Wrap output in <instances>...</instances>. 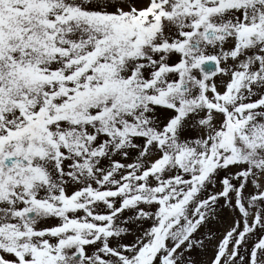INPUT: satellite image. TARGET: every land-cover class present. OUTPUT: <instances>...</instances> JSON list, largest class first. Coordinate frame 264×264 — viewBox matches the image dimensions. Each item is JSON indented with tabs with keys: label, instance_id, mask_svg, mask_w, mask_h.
I'll return each mask as SVG.
<instances>
[{
	"label": "snow or ice",
	"instance_id": "6c2138e0",
	"mask_svg": "<svg viewBox=\"0 0 264 264\" xmlns=\"http://www.w3.org/2000/svg\"><path fill=\"white\" fill-rule=\"evenodd\" d=\"M0 264H264V0H0Z\"/></svg>",
	"mask_w": 264,
	"mask_h": 264
}]
</instances>
